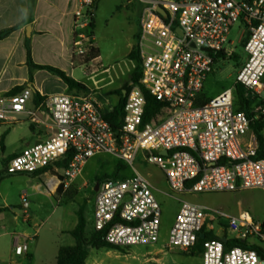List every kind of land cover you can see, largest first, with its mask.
<instances>
[{
  "label": "built area",
  "instance_id": "2783aa9c",
  "mask_svg": "<svg viewBox=\"0 0 264 264\" xmlns=\"http://www.w3.org/2000/svg\"><path fill=\"white\" fill-rule=\"evenodd\" d=\"M137 50L142 64L141 86L168 105L162 119L144 123L147 99L141 86L127 93L121 131L112 129L103 106L91 95L51 94L42 97L39 109L53 120L51 135L13 156L9 174L34 173L72 155L63 180L67 188L80 176L86 161L109 153L134 168L140 155L159 167L175 194L232 192L264 189V158H257L258 140L242 137L250 132V119L235 108L236 86L257 98L252 112L264 117V0H140ZM94 0H77L76 27L89 28ZM163 8L167 17L157 8ZM239 23L249 34L244 45L248 59L241 65L234 88L200 103L208 76L220 61L235 54L230 40ZM89 32L78 33L80 55L90 52ZM34 93L24 87L0 99V122L32 109ZM264 154V130L262 132ZM167 151V155H162ZM51 186V185H50ZM205 208L182 201L166 245L192 250L206 220ZM221 216H225L221 214ZM162 209L150 182L134 169L125 179L101 182L95 194L93 225L104 241L116 247L154 245L160 241ZM228 230L247 247L226 249L222 240L207 239L202 264H264L254 246L264 250V224L247 212L229 217ZM16 255L28 245H16Z\"/></svg>",
  "mask_w": 264,
  "mask_h": 264
},
{
  "label": "rangeland",
  "instance_id": "374dc122",
  "mask_svg": "<svg viewBox=\"0 0 264 264\" xmlns=\"http://www.w3.org/2000/svg\"><path fill=\"white\" fill-rule=\"evenodd\" d=\"M137 1L139 0H101L98 4L95 13L96 42L101 49L104 66L109 68L108 73L99 76L104 78V83L118 80L120 86H123L131 81L133 71L138 65L135 60L129 58L130 52L136 50L140 33L142 10ZM248 36L247 29L239 23L232 27L229 38L234 43L235 54L215 65L214 71L204 84L203 95L206 98L212 99L224 90L234 88L241 65L248 59L244 50ZM84 58L87 59L88 56ZM257 102L256 100L255 103ZM235 105L238 107V102ZM167 114L168 111L158 119H163ZM4 129L5 127L0 125V207L8 209L3 214L0 213V253L6 254L13 249V235H1L5 231L13 234H18L24 229L31 234L37 232V237L28 243L33 256L13 258V261L8 260L7 264H56L54 256L58 247L73 246L76 243L69 232L67 235H61L59 225L64 229L75 228L78 223L77 211L84 204L87 218L86 238L89 240L95 231L93 213L96 186L101 180L112 176L120 163L123 167L116 179L131 177L135 169L150 182L162 209L160 241L154 245H134L119 249L92 248L85 264H202L199 252L183 251L166 245L182 201L205 208V228L209 233L221 238L236 235L228 230L229 217H237L243 212L249 213L254 220L264 224V189L175 194L169 189L163 171L156 165L145 162L140 155L134 162V168L113 154L101 153L90 157L80 176L67 188L63 183L59 187L55 185L54 189L50 186L51 176L63 180L61 169L52 171L49 176L43 173L37 176L27 173L9 174L6 166L12 157L8 154L23 144L18 133H13L5 140ZM253 137L250 130L242 139L246 143L252 141ZM35 144L32 142L30 146ZM25 147L28 148L24 145ZM23 195L25 199L21 198ZM25 210L33 218L32 227L24 222ZM2 219L6 220L7 228L1 223Z\"/></svg>",
  "mask_w": 264,
  "mask_h": 264
},
{
  "label": "crops",
  "instance_id": "0c3cea01",
  "mask_svg": "<svg viewBox=\"0 0 264 264\" xmlns=\"http://www.w3.org/2000/svg\"><path fill=\"white\" fill-rule=\"evenodd\" d=\"M137 3L140 10L143 11L144 4L140 0ZM76 6L77 0H0V31L15 27L14 31L0 40V99L11 95L10 92L16 88L21 90L24 87H29L34 93L29 107L37 109L34 116L27 113L11 115L7 121L0 122V125L5 127V140L13 133H18L23 144L8 156H15L26 148L24 145L28 147L32 142L34 144L41 142L51 135L52 131L49 128L53 124V120L45 110L38 108V97L60 93L88 94L93 96L107 113L119 104L120 96H110L107 93L121 87L120 82L112 80L104 83V78H99L100 75L108 73L109 68L104 66L103 55L96 42V25L94 36L88 37V44L92 48L98 49L99 55L89 61L88 58H84L88 56V53L85 55L78 53L75 46L78 33L87 32L88 29L76 27L74 14ZM96 11L94 12V23ZM28 48L34 64L57 68L78 83L83 84L86 89L82 91L70 90L58 74L46 69L30 67L28 65ZM5 149L6 147H4V151ZM51 172L52 170H48L43 174L49 176ZM21 198L25 199V195ZM27 206L28 204H26V208ZM24 214V222L32 227L33 218L27 210L24 211ZM5 222V219L1 220V223L6 227ZM59 226L62 236L69 234L68 232L74 229H64L63 226ZM205 232L209 233L207 228H205ZM9 233L13 235V249L6 254L0 253V264H7L8 260L13 261V258L21 256L32 257L33 251L28 243L37 237V232L31 234L24 229L18 234L5 231L1 235ZM224 238L226 242L237 240L236 235L224 236L222 241ZM22 243L28 245V251L25 254L16 255L14 248ZM61 247H58L54 256L56 264L58 251Z\"/></svg>",
  "mask_w": 264,
  "mask_h": 264
},
{
  "label": "trees",
  "instance_id": "16d2710c",
  "mask_svg": "<svg viewBox=\"0 0 264 264\" xmlns=\"http://www.w3.org/2000/svg\"><path fill=\"white\" fill-rule=\"evenodd\" d=\"M100 0H94L93 3V13H92V21L89 24L88 32L90 36H94V29H95V23H94V12L97 10V6ZM15 27L8 28L5 30L0 31V40L8 36L12 31H14ZM99 55V51L96 48H92L90 52L88 53V60H92L96 58ZM129 58L131 60H135L138 65L133 71V74L131 76V81L128 83H125L123 86L113 89L109 91L107 94L110 96H120L119 104L117 107H115L111 112H109L106 115L107 121L110 123L112 129L116 132L121 131L123 121H124V115H125V104L127 100V93L131 90L132 87L138 85L141 86L140 79L142 75V64L141 60L139 58L137 46L136 50H132L129 54ZM28 65L32 68H38V69H46L51 72H54L58 74L64 82L69 86L70 90H77L82 91L85 90V86L81 83H78L71 77L67 76L65 72L53 68L51 66H42V65H36L32 61L31 52L28 48ZM143 93L147 99V105L144 115V123L150 122L152 120L158 119L160 116H163L168 111V105L164 102H161L157 100L154 96H152L149 92H147L142 86H141ZM20 90V88H16L10 92V94H15ZM41 97L37 98V103L41 101ZM211 99L206 98L205 95L200 99L201 104H205ZM257 98L254 96H251L242 86L237 85L236 86V96H235V103L238 102V107L235 105V108L239 111H243L246 113L248 118L250 119V130L252 134L257 138L258 145H259V153L257 158H264V154L262 152L263 149V138H262V132L264 130V117H258L254 112H252L253 107L255 105ZM13 157V156H10ZM72 160V155L68 154L65 158L59 160L54 165L57 167V169L64 170L68 167L70 161ZM123 165L122 163L117 166V170L115 173L100 181H106L111 179H116L119 177V172L122 169ZM48 170L54 171L53 165H49L46 168L39 170L38 172L29 173L34 176H37L38 174L45 173ZM7 207H0V212H4L7 210ZM78 215V223L76 227L70 231V235L75 240V245L73 246H62L57 255V264H85L90 251L92 248H101L105 247L108 249H119L120 247L112 246L107 244L103 239V232H93L91 235V238L88 240L86 238V226H87V218H86V205L80 206L79 210L77 211ZM204 234V238L201 236ZM207 239H216V240H222L221 237L216 236L213 233H207L205 232V226L203 227L202 232L198 236V241L196 246L190 250L189 252H199L201 255L203 253V244L204 241ZM224 245L226 249H230L233 247H247L246 244L240 242L239 240H228L227 242H224ZM254 249H257L259 252V255L264 258V250L260 247L254 246Z\"/></svg>",
  "mask_w": 264,
  "mask_h": 264
},
{
  "label": "water",
  "instance_id": "95a60500",
  "mask_svg": "<svg viewBox=\"0 0 264 264\" xmlns=\"http://www.w3.org/2000/svg\"><path fill=\"white\" fill-rule=\"evenodd\" d=\"M157 11H158L161 15H163L164 17H167V13H166V11H165L163 8L158 7V8H157ZM161 154H162V155H167L168 152H167V151H162ZM98 186H99V185L96 186L95 191L98 190ZM201 236H202L203 238L205 237L204 234H202ZM223 242H226V239H225V238L223 239Z\"/></svg>",
  "mask_w": 264,
  "mask_h": 264
},
{
  "label": "bare ground",
  "instance_id": "6f19581e",
  "mask_svg": "<svg viewBox=\"0 0 264 264\" xmlns=\"http://www.w3.org/2000/svg\"><path fill=\"white\" fill-rule=\"evenodd\" d=\"M55 185H56V187L58 186V181H55V182L51 183V188L54 189Z\"/></svg>",
  "mask_w": 264,
  "mask_h": 264
}]
</instances>
